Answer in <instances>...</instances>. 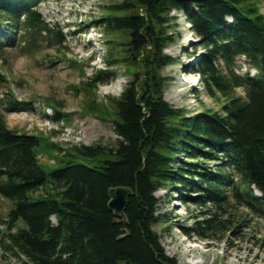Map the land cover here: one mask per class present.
Segmentation results:
<instances>
[{
	"label": "trees",
	"instance_id": "obj_1",
	"mask_svg": "<svg viewBox=\"0 0 264 264\" xmlns=\"http://www.w3.org/2000/svg\"><path fill=\"white\" fill-rule=\"evenodd\" d=\"M43 1L0 0V52L15 46V34L23 31L53 42L56 55L83 71L84 63L61 50L66 35L39 12ZM101 9L93 26L104 30V67L77 90L86 93L81 113L112 122L120 141L113 148L62 149L42 132L9 128L0 110V196L12 203L4 251L23 264H179L153 229L159 189L172 195L180 188L181 204L200 210L202 220L183 229L187 236L215 241L228 231L238 239L251 219L264 220V14L258 0H120ZM174 11L196 37L192 69L205 95L222 100L218 111L188 113L164 99L162 70L174 62L165 50L179 38ZM240 58L253 77L236 72ZM118 68L129 76L121 94L98 101L97 86L115 79ZM0 106L20 111L28 103L8 92ZM47 106L53 121L68 117L61 105ZM49 150L60 154L49 155L56 161L44 167L38 155ZM117 187L130 191L122 215L108 208Z\"/></svg>",
	"mask_w": 264,
	"mask_h": 264
},
{
	"label": "rangeland",
	"instance_id": "obj_2",
	"mask_svg": "<svg viewBox=\"0 0 264 264\" xmlns=\"http://www.w3.org/2000/svg\"><path fill=\"white\" fill-rule=\"evenodd\" d=\"M110 1L120 0H48L39 5L38 10L45 21L56 25L66 35L62 52L67 58L84 63L83 71L71 68L66 60L60 58V53L56 55L58 46L53 42L38 35L30 37L23 31L15 34V46H5L0 52V75L5 77V82L0 83V98L11 92L17 101L28 103L20 111H6L0 106L9 128L28 134L42 132L62 149L72 145L113 148L118 144L120 138L112 122L81 113L86 93L83 89L77 90L82 87L81 81L104 67L103 60L107 54V46L103 44L104 30L94 27L93 23L99 19L101 7ZM258 4L264 14V0H258ZM172 15L177 17L175 32L179 38L165 50L174 62L162 70L167 79L164 99L171 106L188 113L205 109L218 111L222 100L205 95L200 79L192 69L196 63L192 45L196 37L191 26L181 14L174 11ZM235 70L240 75L254 71L243 58L236 61ZM117 73V77L108 84L97 86L98 101L121 94L129 76L125 75L123 68H118ZM47 103L61 105V111L68 114L66 120L53 124L49 119L53 110ZM49 153L38 155L44 167L53 165L56 160L49 155L60 154V151L49 150ZM180 190L172 195L166 189L156 192L159 199L158 222L153 229L167 256L174 257L179 264H264V249L261 248L264 220L251 219L238 239L231 238L228 231L218 233L215 241L187 236L183 229H192L202 219L197 217L200 210L181 204ZM11 205V201L0 196V264H23L24 258L7 254L3 248L8 234L5 221Z\"/></svg>",
	"mask_w": 264,
	"mask_h": 264
},
{
	"label": "water",
	"instance_id": "obj_3",
	"mask_svg": "<svg viewBox=\"0 0 264 264\" xmlns=\"http://www.w3.org/2000/svg\"><path fill=\"white\" fill-rule=\"evenodd\" d=\"M129 193H130L129 189H127L125 187L114 188L110 192V200L108 202V208L114 214L122 215Z\"/></svg>",
	"mask_w": 264,
	"mask_h": 264
}]
</instances>
